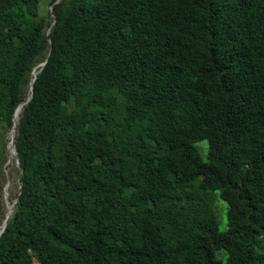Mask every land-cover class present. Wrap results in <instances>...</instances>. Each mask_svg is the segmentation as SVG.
<instances>
[{
	"label": "trees",
	"instance_id": "1",
	"mask_svg": "<svg viewBox=\"0 0 264 264\" xmlns=\"http://www.w3.org/2000/svg\"><path fill=\"white\" fill-rule=\"evenodd\" d=\"M38 3L0 0V125L50 49L0 264H264V0Z\"/></svg>",
	"mask_w": 264,
	"mask_h": 264
},
{
	"label": "rangeland",
	"instance_id": "2",
	"mask_svg": "<svg viewBox=\"0 0 264 264\" xmlns=\"http://www.w3.org/2000/svg\"><path fill=\"white\" fill-rule=\"evenodd\" d=\"M51 6L52 0H39V16L51 19ZM40 63L41 62L39 57L33 60L29 72L30 78L32 76V72L38 69ZM24 92L25 95L28 94V85L25 86ZM10 128L11 127L6 126L5 124L0 125V224L5 216L8 207L5 197V188L8 190L7 199L9 200V202H12L16 199L19 191L20 171L16 165L14 153L10 150L9 146ZM200 143L201 149L205 146L202 143L207 145L206 141H202L198 142L197 146H200ZM201 149L199 148L200 153L203 157H205L206 153L202 152ZM226 206V202L223 201L219 196H217L216 212L220 230H224L227 226ZM226 256L227 254L224 251H219L217 253V257L219 258L222 264L225 262ZM32 264L39 263L35 259H33Z\"/></svg>",
	"mask_w": 264,
	"mask_h": 264
},
{
	"label": "water",
	"instance_id": "3",
	"mask_svg": "<svg viewBox=\"0 0 264 264\" xmlns=\"http://www.w3.org/2000/svg\"><path fill=\"white\" fill-rule=\"evenodd\" d=\"M56 1H58V0H56ZM51 14H52V11H51ZM48 42L51 43L50 39H48ZM49 53H50V49L48 50V52L46 54V58L39 64L38 69L33 71V72H36V73H35L34 76L32 74V76L30 78V81L28 83V94H27V96H26V98L24 100L20 101L17 104V106L14 109L13 115H12V125H11V128H10L9 146H10V150L14 153V157H15L16 165H17L18 169H20V165H19V159H18V156H17V150H16V147H15L14 138H15V132H16V125L18 123V120H19L20 116L18 117V119H15L14 114H15V111H16L17 107L19 106V104H24L25 105L30 100V98L32 97L33 81L36 78V74L38 72H40L42 70L43 66L46 64L47 58L49 56ZM20 171H21V169H20ZM20 187H21V185H19V188ZM7 194L8 193L6 192V188H5V197H6V202L8 204V207H7V211L5 213V216H4V218H3V220H2V222L0 224V234L3 232V230H4L5 226H6V222H7L8 218H9L10 214L13 211L15 203L17 202V198L15 200H13L12 202H9V200L7 199Z\"/></svg>",
	"mask_w": 264,
	"mask_h": 264
},
{
	"label": "bare ground",
	"instance_id": "4",
	"mask_svg": "<svg viewBox=\"0 0 264 264\" xmlns=\"http://www.w3.org/2000/svg\"><path fill=\"white\" fill-rule=\"evenodd\" d=\"M36 73V72H35ZM35 73H34V75H35ZM33 75V76H34ZM23 106H24V104H19V106L17 107V109H16V111H15V114H14V117H15V119H18V117L20 116V113H21V111H22V109H23ZM6 191H7V193H8V190L6 189Z\"/></svg>",
	"mask_w": 264,
	"mask_h": 264
}]
</instances>
